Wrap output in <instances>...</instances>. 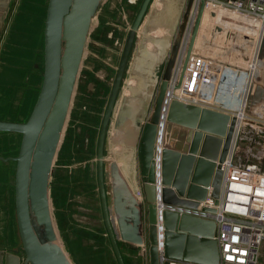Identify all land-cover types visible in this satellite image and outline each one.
<instances>
[{
	"label": "water",
	"instance_id": "water-1",
	"mask_svg": "<svg viewBox=\"0 0 264 264\" xmlns=\"http://www.w3.org/2000/svg\"><path fill=\"white\" fill-rule=\"evenodd\" d=\"M101 2L102 0H48L44 26V70L35 104L25 121L0 119V131L22 134L18 154L0 156V160L16 161V217L26 256L25 264H73L61 246L54 227L49 185L91 25ZM193 2L194 0L187 1L156 96L150 108L144 111L146 122L137 149L143 177L141 187L146 201L147 251L144 253L148 256L149 264H162L163 257L169 260L219 264L220 254L215 238L216 221L182 214L169 208L159 210L157 192L161 190L164 204L197 207L199 201L205 199L208 194L218 199L223 175L222 162L231 150L233 161H237L239 141L246 137L236 113L173 99L161 128V188H158L154 153L160 128V114L168 79L186 32ZM151 5L152 0H142L128 29L98 136L97 179L103 220L118 264L126 262L111 217L108 198L110 170L104 150L112 117L117 113L119 121L123 115L133 116L137 110L127 103H122L117 111L116 103L134 40L136 41L140 26ZM204 10L202 1L190 33L188 55L193 49ZM141 44H144L143 41ZM257 58L264 59V34L259 40ZM253 82L246 92L244 114H249L255 104L264 100V91H258ZM261 105H264V102ZM136 195L131 196L133 230L128 235L123 233V236L130 240L134 252L139 244L145 241L139 231L142 216L140 201ZM159 222L163 227L162 250L159 248Z\"/></svg>",
	"mask_w": 264,
	"mask_h": 264
},
{
	"label": "crops",
	"instance_id": "crops-1",
	"mask_svg": "<svg viewBox=\"0 0 264 264\" xmlns=\"http://www.w3.org/2000/svg\"><path fill=\"white\" fill-rule=\"evenodd\" d=\"M187 1L152 0L151 8L138 31V34H143L144 39L142 41L147 45L146 48H148L149 40L152 43H150V46L156 48L155 45L158 43V47H160V41L163 39L162 36H160V40L154 39L155 37L152 38L149 34H156L158 29L164 32L157 34L173 33L174 27L172 24L177 19L178 10L182 7L180 21L177 24L179 26ZM47 6L48 0H0V119L25 121L35 104L42 83V80H40L43 61L40 25L41 22H44L45 26ZM27 15L35 18L34 30L36 33L20 34L22 32L17 26V21L21 16ZM230 34H234L233 39L227 40V35ZM262 34H264V19L260 17L242 15L222 6L206 7L192 50L216 62L219 66L218 71L221 70L220 74L222 69L228 66L233 69L237 76L241 77L240 75H242L243 85L249 86L254 80L253 84L256 89L264 91V59L259 60L257 58V49ZM90 36L91 34L89 39ZM97 38L99 39V36ZM97 38L90 41L93 47L90 54L97 55L92 42L98 41ZM232 40V43L229 42ZM198 42L201 43V48L197 47ZM161 44L164 45L163 42ZM217 44L218 48L215 47ZM219 44L224 47H220ZM165 45L167 46V44ZM150 50H157V48H151ZM220 51L224 54L219 53ZM146 53L147 56L150 55L149 52ZM245 74L250 77H248V80ZM226 91V95L235 104V101L241 95L242 88L238 86L234 89L228 88ZM129 96L131 99L126 102L122 101V103L131 105L133 109L137 108V103L142 99L137 93L136 96L135 94ZM262 102L264 100L252 107L251 112L247 114L250 120L243 121L242 126L245 127L247 124H251L253 130H256L255 132L263 131L264 105H261ZM232 108H234V105ZM234 110L235 108L232 111ZM131 116L129 114L123 115L124 118H119V121H117V113L112 117L107 134L105 159L109 163L110 170L108 198L112 222L118 235L120 248L124 249L123 252L126 257L134 264L136 261L134 258L140 257L143 252L147 251V221L145 217L146 209L141 207L145 205L146 201L141 187L143 177L137 154L138 148H135L131 135ZM71 135L72 133L68 134L69 138ZM21 139L22 134L20 132L0 131V156L17 155ZM58 161L59 163L65 161V158L59 153L56 155L54 168L56 164L57 167L63 168L57 163ZM237 161L246 162V159L239 155ZM85 163L83 161L78 162L73 168L81 169L85 167ZM15 171V160L0 161V264H25L26 256L22 248L16 217ZM135 190L140 191V193H136ZM133 195H136L140 201L142 222L139 231L145 238V241L139 244L136 252L132 251L130 240L123 236V233L128 235L133 230V208L131 203V196ZM144 254L147 256L146 253Z\"/></svg>",
	"mask_w": 264,
	"mask_h": 264
},
{
	"label": "rangeland",
	"instance_id": "rangeland-1",
	"mask_svg": "<svg viewBox=\"0 0 264 264\" xmlns=\"http://www.w3.org/2000/svg\"><path fill=\"white\" fill-rule=\"evenodd\" d=\"M141 2L142 0H102L92 22L90 30L91 36L88 40L91 41V39L93 40V38L99 36L98 41L100 45L94 47L101 60L97 58L93 61L94 69L92 73L83 70L81 65L61 137L60 147L57 152L65 158V161L63 163H59L58 161L57 163L63 166V168L57 167L56 164L51 175L49 185L51 215L61 246L73 264H118L103 220L95 161L98 133L111 85L107 86V88L99 89V93L96 92L98 91L99 85L95 73L100 70L103 73L109 74V76L115 75L116 66L121 56L128 29L135 18V13ZM181 8L176 15L177 19L172 24L174 27L172 34H157L164 32L158 29L156 34H149V36L152 38L155 37L154 39L158 40L162 36V41L168 38L173 42L176 36L175 32L178 29V21H180ZM129 10H133L134 13L130 14ZM34 21L35 18L29 15L21 16L17 21V26L20 32H22L20 34L36 33L34 30ZM41 23L40 34L42 38L41 49L43 61L41 64L40 80L43 78L42 72L44 66V22ZM233 35H227L228 38L226 39H233ZM138 36L141 38L143 34H138ZM229 42L232 43L233 40ZM150 43L148 42V48L151 47ZM145 46L147 47V45ZM155 46L157 48L158 43ZM164 47L166 45H160V53L158 54V58H156L160 61V65L155 70L154 95H156L162 72L170 54L171 45L167 46V51L163 49ZM197 47L201 48V43L198 42ZM215 47L218 48V44ZM91 48H93L92 44L88 42L84 57L86 58V63L89 60L90 51H93ZM215 51L217 52L216 49ZM219 53L224 54L222 51ZM155 54L157 57V53ZM133 55L131 52V62L133 61ZM142 55H147V53L142 52ZM107 62H111L113 67L110 68ZM82 63L86 67L84 59ZM130 68L131 66L124 76L118 99L120 102L131 99L129 95L135 94L136 96V93L140 96V99L147 96L145 85L149 84L151 80L146 75L143 77L139 76L140 78L137 77L138 74L132 73ZM84 71L88 73L87 76H85ZM81 73H84L83 77ZM134 86H136V90ZM96 94L101 98L98 105L94 103ZM69 129H72V135L68 140ZM242 131L246 137L240 139L236 155H240L243 159H246V162L257 161L259 163L262 160L260 162L261 164H259L264 167V129L261 132H255L256 130H253V126L247 124L245 127L242 126ZM83 138H87L89 147L84 146ZM81 161L86 162L85 167L74 169L73 166ZM145 205L141 206L142 209H146ZM121 250L126 264H133L124 254V249L121 248ZM134 260H136L134 264H149V260L144 252L140 257H135ZM259 263L264 264V241L260 247Z\"/></svg>",
	"mask_w": 264,
	"mask_h": 264
},
{
	"label": "built area",
	"instance_id": "built-area-1",
	"mask_svg": "<svg viewBox=\"0 0 264 264\" xmlns=\"http://www.w3.org/2000/svg\"><path fill=\"white\" fill-rule=\"evenodd\" d=\"M202 1L205 8L222 6L242 15L264 19V0H194L186 32L168 79V88L160 114V128L157 133L154 153L158 188H161V128L164 126L167 109L173 99L236 113L240 118V124L250 120L243 111L248 85H243L242 75H240L241 77L237 76L228 66H225L220 74L221 70L218 71V64L212 59L193 50L188 55L190 33L198 6ZM245 75L248 80V74ZM238 86L242 88V92L234 104L226 95V90ZM233 105L234 111H232ZM221 168L223 175L218 199L208 194L205 199L199 201L197 207L164 204L159 189L160 191L157 192L158 208L159 210L169 208L182 214H192L215 220L217 225L215 238L220 254L219 264H260V247L264 241V167L256 161L234 162L231 150L222 162ZM162 229L159 222L160 250L163 247ZM162 264L204 263L185 262L178 259L169 260L163 257Z\"/></svg>",
	"mask_w": 264,
	"mask_h": 264
},
{
	"label": "flooded vegetation",
	"instance_id": "flooded-vegetation-1",
	"mask_svg": "<svg viewBox=\"0 0 264 264\" xmlns=\"http://www.w3.org/2000/svg\"><path fill=\"white\" fill-rule=\"evenodd\" d=\"M131 1H137V0H131ZM129 13L133 14L134 12L132 10H129ZM136 13H135V16H136ZM127 36H128V34H127ZM126 39H127V37L125 38V43H126ZM143 39H144L143 37L140 38V36H138L136 38V41L134 40V44H133L132 51H131L132 54H134L133 55L134 56L133 57V61L131 62V58H130L131 57V53H130V56H129V59H128V63H127V66H126V69H125V73H124V76H125L126 72L128 71L129 67L131 66V68H130V70H132L131 72L134 73V74H138V76L136 75L137 77H139V76L143 77V76L146 75L148 77V79L151 80L149 82V84L145 85V89H146L145 91H146L147 96L143 97L142 100H139L140 102L137 103L136 112L134 113L133 116L130 115L131 116L130 117L131 118V124H130L131 135H132V138L134 140L135 148H138L140 137H141V134H142V130H143L144 124L146 122V117L145 118L143 117L144 111H145V109L148 110L150 108V106L152 104V100H153L152 98H155V96H156V95H154V92H155V84H154L155 77H154V75H155V70L158 69L159 65H160V61L158 59H156V58H158V54L160 53V48L157 46V48H159L158 51L157 50L151 51L150 50L151 48L150 49L146 48V46H145L146 44L145 43L143 45L141 44ZM170 40L168 38H166L163 41L161 40L160 43L161 42L167 43V46H169L170 43H171ZM88 42L90 44V41H88ZM92 42H93V46H95V47H98L100 45L99 41H95V42L92 41ZM125 43H124V46H125ZM160 45H162V44H160ZM124 46H123V49H122V52H121V56H122V53H123V50H124ZM167 46L163 48L165 51H167ZM85 52H86V49H85ZM142 52L143 53L149 52L150 55L149 56L142 55ZM155 53H157V57H156ZM121 56L119 58L118 65L116 66L115 75L109 76V74L103 73L100 70H98L95 73L96 76H97V82H98V85H99L98 91H96V92L99 93V89L107 88V86H110V85H111V89H112L113 82H114V79H115V76H116V73H117V69H118V66H119V63H120V60H121ZM84 57H85V53H84L83 59H84V62L86 63V61H85L86 58H84ZM97 58L100 59V57L98 55L90 54L89 55V60L86 63V67H84L83 66L84 63H82L83 70H87L88 73H92V71L94 69V62L93 61H95ZM107 64L109 65L110 68L113 67V64L111 62H107ZM84 73H85V76L88 75L87 72L84 71ZM84 73L83 74L81 73L82 77L84 76ZM139 78H138V80H139ZM123 80H124V77H123ZM122 84H123V81H122ZM122 84H121V87H122ZM111 89H110V93H111ZM100 92H102V91H100ZM97 94L94 97V103H97V105H98V102L101 101V98ZM109 96H110V94H109ZM108 99H109V97H108ZM107 102H108V100H107ZM106 105H107V103H106ZM116 105H117L116 106V110L119 111V109L121 107L120 105H122V101L120 102L118 100V103H116ZM105 108H106V106H105ZM102 118H103V116H102ZM69 130H70L69 133H72V129H69ZM98 136H99V133H98ZM69 139L70 138L68 136V140ZM83 139H84V146H88L89 143L87 142V138H83ZM97 144H98V140H97ZM105 148H106V145H105ZM96 150H97V145H96ZM104 152H105V150H104ZM95 161H96V159H95ZM96 164H97V162H96ZM97 177H98V175H97ZM97 182H98V179H97Z\"/></svg>",
	"mask_w": 264,
	"mask_h": 264
},
{
	"label": "bare ground",
	"instance_id": "bare-ground-1",
	"mask_svg": "<svg viewBox=\"0 0 264 264\" xmlns=\"http://www.w3.org/2000/svg\"><path fill=\"white\" fill-rule=\"evenodd\" d=\"M161 203V202H160ZM162 203H164L163 201H162ZM162 208V205L160 206V209Z\"/></svg>",
	"mask_w": 264,
	"mask_h": 264
}]
</instances>
